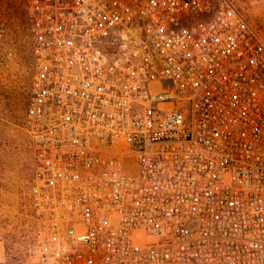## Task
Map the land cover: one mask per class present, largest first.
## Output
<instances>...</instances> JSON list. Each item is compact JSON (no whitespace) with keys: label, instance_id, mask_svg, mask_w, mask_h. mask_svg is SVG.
Wrapping results in <instances>:
<instances>
[{"label":"built area","instance_id":"built-area-1","mask_svg":"<svg viewBox=\"0 0 264 264\" xmlns=\"http://www.w3.org/2000/svg\"><path fill=\"white\" fill-rule=\"evenodd\" d=\"M41 264H264V13L23 0Z\"/></svg>","mask_w":264,"mask_h":264},{"label":"rangeland","instance_id":"rangeland-1","mask_svg":"<svg viewBox=\"0 0 264 264\" xmlns=\"http://www.w3.org/2000/svg\"><path fill=\"white\" fill-rule=\"evenodd\" d=\"M251 18L264 0H231ZM23 0H0V264H41L37 222L28 206L34 161L24 118L34 56Z\"/></svg>","mask_w":264,"mask_h":264}]
</instances>
